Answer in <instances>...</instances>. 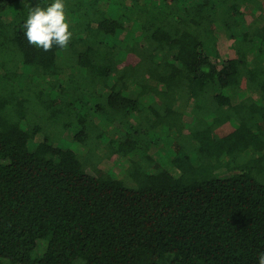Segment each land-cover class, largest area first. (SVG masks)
I'll return each instance as SVG.
<instances>
[{
  "label": "trees",
  "instance_id": "1",
  "mask_svg": "<svg viewBox=\"0 0 264 264\" xmlns=\"http://www.w3.org/2000/svg\"><path fill=\"white\" fill-rule=\"evenodd\" d=\"M51 2L0 0V264H257L264 0H63L72 36L44 51L28 43L23 25L32 7ZM127 22L125 43L118 38ZM75 88L88 101L73 140L88 152L102 124L128 119L113 151L130 160L121 177L87 166L31 124L28 102L54 118L60 97ZM189 100L190 126L181 109ZM146 109L157 119L142 127L151 135L144 149L129 118L141 123ZM187 135L200 145L196 163L176 144L168 164L151 157L158 139Z\"/></svg>",
  "mask_w": 264,
  "mask_h": 264
},
{
  "label": "rangeland",
  "instance_id": "2",
  "mask_svg": "<svg viewBox=\"0 0 264 264\" xmlns=\"http://www.w3.org/2000/svg\"><path fill=\"white\" fill-rule=\"evenodd\" d=\"M254 12L256 13V15H259L261 13V11L258 9L254 10ZM132 25L133 23H129V22L126 23V29H124L119 34L118 40L121 39L122 42H124L125 40V43H127V41L130 40V37L132 36V29H133ZM240 29L243 31L247 30L245 25H242ZM138 33L139 32H136V34ZM216 33L222 39L227 38L226 32L223 28H218L216 30ZM254 55L255 54L253 53L250 56V58L252 59ZM38 85H39L38 83L33 84L32 88L34 91L40 90ZM98 91L106 95L105 93H107L108 90L103 86H99ZM80 93L81 91L75 88L71 92H68L66 95H63L62 97H60L59 103H57V105H55L54 107L56 109H61L64 106V108H62L59 114L54 118L51 117L49 113H45L43 110L36 108V106L29 105L31 102H28L26 107L29 110L28 114L30 113L29 115L30 119L31 121H33L31 124L39 125L42 128L39 133L40 134L39 137L43 139L44 136H47L57 145L65 147V148H68V147L71 148L72 150L80 154L82 162H85L87 166H92V165L97 164L98 166L104 168L105 170H111L116 175L121 177L126 171V169L128 168V164L130 160L127 157L125 158L121 157L120 155L122 154L119 155V154L114 153L113 151H115L118 148L116 142H119V140L116 138H119L121 136L120 129L121 128L123 129V127L119 126L118 124L120 123V125L127 126L128 119H121L119 117L118 118L119 121H116L115 123L102 124L101 127H102V130L104 131L103 132L104 135L99 140H97L96 138H93L92 141L90 140L91 145H93V151L88 152V150L86 149V147L88 146L86 145L84 146V144L79 143L76 140H73L74 131L77 128L78 118L81 115H87L86 114L87 112H85L87 111V107L85 103L88 101V99L87 97H82L83 95H80ZM227 94L231 97L234 104H237L240 101V98L236 94H229V93ZM22 95L25 97L26 96L31 97L30 91H24L22 92ZM43 98L45 101H47L46 97H43ZM105 98L106 96L101 95L97 98V102H96L97 104L104 103L102 104L103 109L100 112L101 115H104L105 113L104 107L107 106V100H105ZM143 99L144 101L149 102V99L147 96L144 97ZM30 101H32V99H30ZM74 101L76 102L73 104V107L70 108L68 106V102L73 103ZM176 106L177 108H180L182 106V101H178ZM31 108H36V109L35 111L33 110L32 112ZM208 108L209 107H204L202 108L201 111L207 112L209 110ZM181 109L183 110V122L189 126L193 125L195 122V116L193 113V109H194L193 100H189L186 105L184 104V106L181 107ZM141 115H142L141 123H137V121L134 119H131V118L129 119H130V122L134 124L133 127L140 125V127H136L139 129V131H137L139 132L137 137H139V141H141V145L145 149L148 147L149 141L151 140V135H148V134L145 135L140 132L142 131L143 126L145 125L148 126L150 122L157 119V117L153 115L148 109H146V111H141ZM98 118H96L97 122L100 121ZM158 130H160V128ZM164 137H165L164 139H158L157 142L155 143L156 145H154L150 149L149 152L152 155L151 157L153 159H156L157 162H160V164L162 165L168 164L167 159L169 157L167 156L170 150L169 147L171 144H176L178 148H181L183 151H188L192 159L196 163L195 161L196 156H198L197 148L200 153L199 143H195V142L191 143L189 135L185 137H181V138L177 136H172L171 139L166 138V136ZM113 138L115 139V141L113 142L114 144L111 146L108 145L109 144L108 141ZM95 149H98V150H95ZM136 158L138 159L139 156H136ZM184 163L185 165H187V159L184 160ZM191 163L193 165V161H191ZM221 174L229 175L231 173H229L228 171H223L221 172ZM255 174H259V171L255 170Z\"/></svg>",
  "mask_w": 264,
  "mask_h": 264
},
{
  "label": "clouds",
  "instance_id": "3",
  "mask_svg": "<svg viewBox=\"0 0 264 264\" xmlns=\"http://www.w3.org/2000/svg\"><path fill=\"white\" fill-rule=\"evenodd\" d=\"M23 28L28 43L44 51L50 50L53 45L66 47L72 36L63 0H52L46 8L32 7ZM257 264H264V252L258 253Z\"/></svg>",
  "mask_w": 264,
  "mask_h": 264
}]
</instances>
